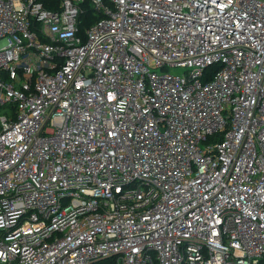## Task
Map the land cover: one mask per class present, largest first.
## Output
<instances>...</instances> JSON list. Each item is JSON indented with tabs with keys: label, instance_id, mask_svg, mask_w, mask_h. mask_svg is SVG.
Masks as SVG:
<instances>
[{
	"label": "built area",
	"instance_id": "1",
	"mask_svg": "<svg viewBox=\"0 0 264 264\" xmlns=\"http://www.w3.org/2000/svg\"><path fill=\"white\" fill-rule=\"evenodd\" d=\"M0 264H264V0H0Z\"/></svg>",
	"mask_w": 264,
	"mask_h": 264
},
{
	"label": "trees",
	"instance_id": "2",
	"mask_svg": "<svg viewBox=\"0 0 264 264\" xmlns=\"http://www.w3.org/2000/svg\"><path fill=\"white\" fill-rule=\"evenodd\" d=\"M41 1L46 8L56 9L58 5V0H39ZM99 16L94 13L89 6H86L85 11L80 17L81 20V34H84V31L94 22L98 20Z\"/></svg>",
	"mask_w": 264,
	"mask_h": 264
},
{
	"label": "rangeland",
	"instance_id": "3",
	"mask_svg": "<svg viewBox=\"0 0 264 264\" xmlns=\"http://www.w3.org/2000/svg\"><path fill=\"white\" fill-rule=\"evenodd\" d=\"M183 71H185L184 69H182V68H175V69H172V70H170V72H172V73H182Z\"/></svg>",
	"mask_w": 264,
	"mask_h": 264
}]
</instances>
